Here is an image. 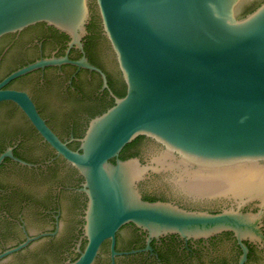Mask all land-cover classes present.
I'll list each match as a JSON object with an SVG mask.
<instances>
[{
    "label": "water",
    "instance_id": "obj_1",
    "mask_svg": "<svg viewBox=\"0 0 264 264\" xmlns=\"http://www.w3.org/2000/svg\"><path fill=\"white\" fill-rule=\"evenodd\" d=\"M263 0H0V38L44 23L68 36L83 53L89 4L94 2L125 95L92 119L74 151L50 129L29 95L6 89L15 79L45 67L73 65L104 73L83 55L42 60L0 82V104L13 103L38 135L84 179L86 246L71 264H94L103 242L132 224L151 236L206 238L232 232L240 239L260 235L264 214V2ZM0 108V135L8 121ZM9 117V118H8ZM18 120V119H17ZM13 124V123H12ZM150 159L121 161L136 138ZM30 166L8 150L0 156ZM115 163H110L111 160ZM149 190L176 199L222 197L236 209L220 213L188 211L142 198L139 184L149 173ZM208 199V200H209ZM189 201L194 203V201ZM259 201L258 213H243ZM34 229V228H32ZM31 240L2 255L18 252ZM15 263L14 259L7 262Z\"/></svg>",
    "mask_w": 264,
    "mask_h": 264
},
{
    "label": "flooded vegetation",
    "instance_id": "obj_2",
    "mask_svg": "<svg viewBox=\"0 0 264 264\" xmlns=\"http://www.w3.org/2000/svg\"><path fill=\"white\" fill-rule=\"evenodd\" d=\"M89 11L87 34L81 40L83 53L69 46L68 36L44 23L0 38V82L13 72L42 60L67 57L78 61L83 55L106 76L108 88L103 89L99 74L63 64L37 69L5 87L27 93L50 129L74 151H80L79 141L90 121L97 117L93 113L109 102L113 105L110 93L118 97L115 91L125 87L111 48L106 50L103 46L107 45V40L94 2L89 4ZM93 14L97 16L95 33H90L87 28ZM93 35L98 38H90L88 51L94 63L85 49L86 38ZM4 113L6 118L18 120H7L4 143L0 135V156L11 150L15 159L30 166L8 157L0 164V255L31 241L20 251L0 259V264H8L11 259L15 260L11 264H71L86 246L84 179L43 141L27 119L28 126L18 117L10 116L8 111ZM135 140L132 148L124 153L125 147L122 149L118 159L136 158L142 165H150L152 161L142 154L141 148L156 145L144 137ZM110 163L114 164L115 160ZM153 177L150 172L138 185L145 201L166 202L188 211L210 214L236 209L233 200L222 197L197 196L191 203L188 198L176 199L149 190L147 185ZM258 205L259 201L252 202L242 208V212L256 214L261 210ZM258 228L260 235L247 239H240L232 232L183 239L172 234L151 236L127 224L115 235L114 256L111 242L107 240L102 243L94 264H264V214Z\"/></svg>",
    "mask_w": 264,
    "mask_h": 264
},
{
    "label": "trees",
    "instance_id": "obj_3",
    "mask_svg": "<svg viewBox=\"0 0 264 264\" xmlns=\"http://www.w3.org/2000/svg\"><path fill=\"white\" fill-rule=\"evenodd\" d=\"M264 2V0L263 1H261V2H259V3H257V4H254L252 7H250V8H248L246 11H244L240 16H239V18H243V17H245L246 15H248V14H250V13H252L254 10H256L262 3ZM96 18H97V16L96 15H92V20H91V24L88 26V31L91 33V32H94L95 33V31H93V29H95V23H96ZM90 38H98V36H96V35H93V37L91 36V37H89V38H86L87 39V46H86V52H87V56H88V58L90 59V61L91 62H93V60L91 59V57L89 56V51H88V47L91 45V42L89 41L90 40ZM94 63V62H93ZM115 94H116V96H118V97H123L124 95H125V87L123 86V88L121 89V90H118V91H115ZM1 107H5L6 109H7V111H8V114L10 115V116H15V117H18L19 119H21V120H23L26 124H27V126L28 125H30L28 122H27V120H26V118L24 117V115H22L19 111H18V109L12 104V103H1L0 104V108ZM107 107V109L108 108H110V107H112V102H109L106 106H103V108H101L100 110H98V111H96L95 113H93V115H97V116H99V115H101L102 113H104L105 111H106V108ZM17 109V110H16ZM140 138V137H139ZM137 142V140H135L134 142H132V143H130V144H128L127 146H125V148H124V150L122 151V153H124L126 150H128V149H130V148H132L133 146H134V144ZM2 151V147L0 146V152ZM131 155H133V154H131ZM150 201H152V199H150Z\"/></svg>",
    "mask_w": 264,
    "mask_h": 264
}]
</instances>
